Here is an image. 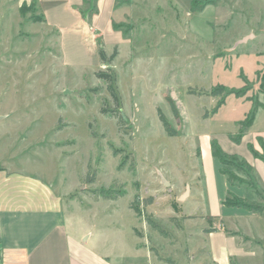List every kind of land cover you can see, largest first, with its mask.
Wrapping results in <instances>:
<instances>
[{"label":"rangeland","instance_id":"rangeland-1","mask_svg":"<svg viewBox=\"0 0 264 264\" xmlns=\"http://www.w3.org/2000/svg\"><path fill=\"white\" fill-rule=\"evenodd\" d=\"M136 10L133 47L122 45L110 64L116 105L96 76L105 66L63 63L35 0H0V164L81 196L87 211L104 208L103 217L118 216L125 226L131 218L139 223L128 208L134 200L144 222L151 218L165 232L147 224L148 244L158 256L184 264L185 221L215 209L222 170L246 190L252 180L229 164L222 167L211 145L243 155L242 137L234 138L246 97L258 102L264 90V0H158ZM218 85L223 94L245 95L201 93ZM251 174L261 185L253 168ZM260 187V195L244 192L264 207ZM102 189L124 194L115 202H95L94 190ZM149 196L153 202L144 209ZM250 264H264V252Z\"/></svg>","mask_w":264,"mask_h":264},{"label":"crops","instance_id":"crops-1","mask_svg":"<svg viewBox=\"0 0 264 264\" xmlns=\"http://www.w3.org/2000/svg\"><path fill=\"white\" fill-rule=\"evenodd\" d=\"M18 1L29 4L33 0ZM35 1L42 24L56 35L63 63L75 67L102 65L98 57V40L103 43L105 53H112L116 48V57L122 45L132 48L129 33L134 27L133 21L137 19L136 8H148L158 2ZM258 101L261 106L242 136L244 149L240 156L252 166L264 186V158L254 153L259 156L264 154L263 92ZM248 102L244 115L253 106ZM222 148L227 153L237 154L226 146ZM223 178L215 209L200 214L197 221H185L190 232L184 243V247L189 249V258L183 256L180 261L184 264H250L258 252H264V213L221 205L228 193L247 201L254 200L253 195L246 198L244 187L229 183L225 175ZM253 182L258 190H262L258 179H253ZM71 193L56 188L50 181L35 174L7 169L0 164V264H178L158 256L148 244L147 222L130 208L134 200L129 201L128 208L139 223L135 225L131 218L125 226L118 216L103 217L102 214L107 212L103 207L95 212L87 211L83 208L81 196L72 198ZM99 200L103 201L94 199L98 203ZM206 216L212 218L207 220ZM211 222L213 225H210ZM206 228L214 230L205 232ZM126 229L131 234L128 241L127 237L124 238Z\"/></svg>","mask_w":264,"mask_h":264},{"label":"trees","instance_id":"trees-1","mask_svg":"<svg viewBox=\"0 0 264 264\" xmlns=\"http://www.w3.org/2000/svg\"><path fill=\"white\" fill-rule=\"evenodd\" d=\"M116 55H117V51L115 48L113 50V52L111 53V55L107 57L105 50L103 48V43L101 42V40H98V57H99V60L101 61V64L105 66L107 71H99L96 76H97V78L102 79L106 82L107 90L109 91L113 102L116 105H119V98H118V94H117L116 86H115V74L111 73V66H110L112 60L116 57ZM261 85H264V75L261 76ZM224 90H225V88L223 86L218 85V86H215L210 92L203 91L201 93H204L207 95L210 94L212 96L221 95V94L224 95L226 93V94H233L235 97H238V98L244 97V95H245L244 92H241L240 90H229L223 94ZM193 93H195V92H193ZM263 93H264V90H263ZM246 99L248 101L251 100L248 97H246ZM223 102H224V99L223 98L220 99L217 103V106H215V108L220 107ZM259 106H261V103L259 101L258 102L255 101V103H253V106L250 109V111L244 115V119L240 122V126L242 125V128H240L239 134L236 135L234 140L238 141L243 136L247 127H249L252 124L255 113H256ZM101 113H104V114L106 113V111L103 107L101 109ZM208 113L209 112L205 111L203 116L204 117L209 116ZM163 122H164V125L166 127H168V122L165 120H163ZM262 146L264 147V144H262ZM211 152H212L213 157H215L219 161V163L221 164L222 167L225 164H229L235 170L242 172V173H246V175H248V176L251 175L252 180H249V184H247V190H249L251 193H254V195H260L261 192L257 188H255L256 187L255 184L254 185L252 184V181H253V176L251 174L252 167L249 164H247L246 161H244L240 157H237V155H235V154H229V153L223 151L221 149V147L216 142H212ZM254 153H255V155H257V157L264 158V154L259 156L256 152H254ZM222 173L227 177V180L229 181V183L238 184V185L240 184V182H239L240 180L237 177L230 174L229 172L222 170ZM94 177H95L94 173H92L90 176L87 177V182L88 183L94 182V179H95ZM97 191L98 190H94L95 195H97V198H100V199L102 198L103 200H117V199H119V197L123 196V194H124V193L118 192V191L117 192H112V191L110 192L109 190H105V189H102L101 191L96 193ZM152 202H153L152 197L149 196L147 198H144V200H143L144 204L143 205L147 206V205L151 204ZM223 203L226 204L227 206L239 207V208H242V209L247 210V211L264 213V207L256 204V202H254V200L246 201L242 198H239V197L233 195L232 193H228V196L225 198ZM130 208H132L135 213L140 214V210L138 207L135 206L134 202H131ZM206 217H207V219L212 218L211 216H206ZM145 220H146L148 225H150L153 229H156L157 231H159L161 233V235H163V233H165L161 229L159 230L157 224L151 218H146ZM213 230H214V228H206L204 231L210 232ZM168 261L171 263L170 260H168Z\"/></svg>","mask_w":264,"mask_h":264},{"label":"water","instance_id":"water-1","mask_svg":"<svg viewBox=\"0 0 264 264\" xmlns=\"http://www.w3.org/2000/svg\"><path fill=\"white\" fill-rule=\"evenodd\" d=\"M123 116V115H122Z\"/></svg>","mask_w":264,"mask_h":264}]
</instances>
